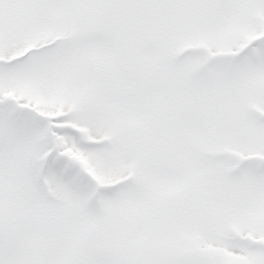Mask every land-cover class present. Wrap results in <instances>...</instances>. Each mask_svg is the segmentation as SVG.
I'll return each mask as SVG.
<instances>
[{
	"label": "snow or ice",
	"instance_id": "6c2138e0",
	"mask_svg": "<svg viewBox=\"0 0 264 264\" xmlns=\"http://www.w3.org/2000/svg\"><path fill=\"white\" fill-rule=\"evenodd\" d=\"M0 264H264V0H0Z\"/></svg>",
	"mask_w": 264,
	"mask_h": 264
}]
</instances>
